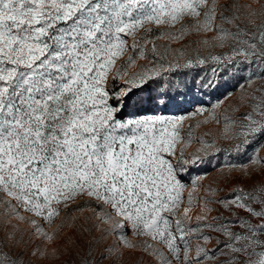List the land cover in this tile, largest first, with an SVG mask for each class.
<instances>
[{"label":"snow or ice","instance_id":"snow-or-ice-1","mask_svg":"<svg viewBox=\"0 0 264 264\" xmlns=\"http://www.w3.org/2000/svg\"><path fill=\"white\" fill-rule=\"evenodd\" d=\"M226 73L234 103L191 115L239 155L264 138V4L0 0V264L71 255L57 238L78 200L93 222L61 264H264V143L204 184L193 169L224 149L171 114Z\"/></svg>","mask_w":264,"mask_h":264},{"label":"rangeland","instance_id":"rangeland-1","mask_svg":"<svg viewBox=\"0 0 264 264\" xmlns=\"http://www.w3.org/2000/svg\"><path fill=\"white\" fill-rule=\"evenodd\" d=\"M218 2L223 3L224 0H218ZM240 4H248L251 5L252 9L257 10L259 12L261 8V4H264V0H238ZM259 19V17H258ZM129 43H131V39L129 38ZM157 43H163V41H158ZM132 68H129L128 71H132ZM201 77H207L209 79H215L213 77L210 68H202L198 70ZM193 77V73L189 72L187 77L185 78L188 81H191ZM118 84L120 83L117 81ZM220 87L218 89H208L206 92H202L199 88H195L193 93L186 97L189 103H185L181 108H173L171 110V114L176 116H185L184 120V129H187L189 125H192V134L193 140L196 137H200L201 135L207 133L204 137L206 140H214V142L220 146L224 151H222L219 157L213 158L209 163L206 164L205 167L194 168L191 176L199 175L202 172L207 171L209 175L207 178L203 180L204 184H208L209 182H214L213 186L224 187V180L218 175V172L215 170V167L218 164L223 163L227 164L229 162L235 160H244L248 156L252 155L253 150L259 147L260 143H264V138H261L259 141L254 142L253 144L247 147V150L244 151V146L241 145V153L239 155L236 154L235 144L229 145L227 142L218 139L222 125H218L215 122L200 124V126H196L198 122L204 119L203 116L200 115H191V113L195 112L198 107L203 106L205 109L210 110L211 105L215 104L218 100L222 101V104L217 108V113H221L224 111L225 107L231 103H234L232 99H226L225 97L229 92H235L236 80L232 78L230 73H226L220 77ZM195 98V99H193ZM132 110V109H130ZM183 146V145H181ZM199 145L196 142H192L188 144L185 148V155L190 154L195 149H197ZM260 154L264 155V149H260ZM191 176L185 177L186 182L191 179ZM185 196H187V192H185ZM76 204H83V201H76ZM76 204L71 205V209L68 210L67 219L64 220V228L59 233L57 238V244L59 247L64 250L67 249L68 253L71 255L65 254L61 256L60 260H41L36 261V264H61L62 260L71 261L75 257V252L73 251L74 243L82 244L83 240L81 239L82 230L88 228L92 222V214L87 207H83L82 211H75ZM65 212L61 211L60 217H57L52 224H44V228L48 232H52L57 228V225L60 224L61 219L64 218ZM85 217H88V220H85ZM21 227L28 230L27 224H22ZM84 239H87V234H83ZM67 238V239H66Z\"/></svg>","mask_w":264,"mask_h":264},{"label":"trees","instance_id":"trees-1","mask_svg":"<svg viewBox=\"0 0 264 264\" xmlns=\"http://www.w3.org/2000/svg\"><path fill=\"white\" fill-rule=\"evenodd\" d=\"M117 85H119L118 82H117Z\"/></svg>","mask_w":264,"mask_h":264}]
</instances>
